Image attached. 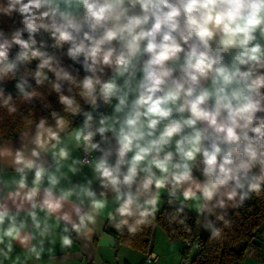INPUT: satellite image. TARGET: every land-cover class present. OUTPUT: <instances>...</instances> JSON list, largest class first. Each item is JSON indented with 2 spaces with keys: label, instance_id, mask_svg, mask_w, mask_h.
I'll return each mask as SVG.
<instances>
[{
  "label": "clouds",
  "instance_id": "9594fccd",
  "mask_svg": "<svg viewBox=\"0 0 264 264\" xmlns=\"http://www.w3.org/2000/svg\"><path fill=\"white\" fill-rule=\"evenodd\" d=\"M3 19L12 27L8 34L0 29V106L17 111L2 86L8 80L30 101L38 93L28 90L29 75L39 86L50 72L63 111L83 116L74 127L52 112L54 124L30 121L19 148L0 149L18 175L0 181L5 259L13 241L39 259L31 241L50 232L54 215L65 224L61 245L70 248L68 225L77 236H89L109 194L117 205L109 220L135 234L155 220L163 189L169 204L182 197L177 214L188 201L201 214H215L228 202L239 207L264 192V0H0ZM41 33L50 35L53 47L67 45V57L86 73L82 79L37 47ZM15 46L19 51L10 58ZM33 60H39L34 72L18 76ZM61 81L78 89L89 110L61 92ZM29 137L30 152L23 142ZM76 149L100 155L73 158ZM84 165L93 178L72 182L69 173ZM22 211L35 232L25 231ZM217 219L229 226L223 214ZM204 227L213 239L223 231L212 220Z\"/></svg>",
  "mask_w": 264,
  "mask_h": 264
},
{
  "label": "trees",
  "instance_id": "16d2710c",
  "mask_svg": "<svg viewBox=\"0 0 264 264\" xmlns=\"http://www.w3.org/2000/svg\"><path fill=\"white\" fill-rule=\"evenodd\" d=\"M11 27V21L7 19L0 20V29H3L6 34L10 32ZM24 38H27V34ZM36 39L37 47L41 51H45L59 59L63 66L71 71L74 76H77L78 79H82L86 75L82 65L74 63L67 57V45L63 49L53 47L54 41L47 33L37 35ZM41 43L44 47H41ZM18 51V46H15L11 50L10 58H14ZM38 63L39 60H33L30 64L21 66L18 76L24 75L26 72H34ZM45 71L47 72V70ZM48 76L49 80L45 81L43 85L37 86L35 80L29 75V83L32 87L28 90H35L38 93L30 101L22 99L15 88L14 80H8L2 85L5 89V95L12 94L13 100L11 103L17 111L9 113L6 107L0 106V138L13 139L24 125L30 124V121L35 123L41 118H46L49 122L53 120L52 112L64 115L66 119L73 121V124L82 120V115L73 117L63 111L64 106L59 101V94L52 86L55 77L50 72ZM60 83L62 85L61 92L64 95L74 96L86 110L87 105L79 97L78 89L69 85L67 81H61ZM70 87L71 91H69ZM105 107L102 106L101 111ZM99 139L100 137L97 141ZM101 146L104 147V145ZM96 153L100 155L99 152ZM196 175L199 176V173H196ZM96 184L98 185V182ZM231 203L228 202L230 207ZM179 207L180 205H176L175 202L171 206L161 204L160 209L155 214V220L150 225L141 226L142 230L137 231L135 234H131L127 226L120 229H111L116 245H126L140 252H146L152 246L151 240L154 229L159 227L171 239L193 240L196 237L198 238L199 246L191 255L189 264H240L246 250L257 246L261 233L264 232V192L259 196L252 194L251 199L246 200L242 206L231 207V210L226 214L218 208L214 209L215 214L208 212L201 214L186 207L177 214ZM220 214L224 215V220L230 222L229 226L225 227L223 221L217 219V215ZM202 217H205V221L212 220L215 227L223 229L219 238H211V230L204 227L205 221ZM180 220H183L184 223L181 224ZM185 247L188 246L185 245Z\"/></svg>",
  "mask_w": 264,
  "mask_h": 264
},
{
  "label": "crops",
  "instance_id": "0c3cea01",
  "mask_svg": "<svg viewBox=\"0 0 264 264\" xmlns=\"http://www.w3.org/2000/svg\"><path fill=\"white\" fill-rule=\"evenodd\" d=\"M105 112H111V106H106L103 110ZM83 118L80 122L73 124L74 127H78L82 124ZM49 124H54L55 121L51 120ZM32 127V124L24 125L16 137L13 139L0 138V149L11 148L13 151L21 146V136ZM99 136L95 137V140ZM24 143L28 144V150L30 152L33 145L30 143V137L24 139ZM114 145V144H113ZM73 158L81 159L80 149H76L72 152ZM99 156L96 152L92 153L91 159ZM50 161V156L47 157ZM12 157L0 156V181H8L13 177L18 179V175L15 173L11 166ZM65 171H67L65 169ZM72 182H85L86 179H92L94 174L92 169L88 165L82 166V171L73 175L69 173ZM29 183L32 180V174L28 176ZM93 180V188L99 192L100 188ZM3 185L0 184V187ZM64 186H70L67 182H64ZM163 190H161V200L158 206V210L162 204ZM180 199L175 200L176 205H180ZM229 205V204H228ZM10 210L15 211V208L9 204ZM116 207L115 202L112 199V194H109L108 207L97 218L95 225H90L93 228V232L89 236L80 235L77 236L75 232L71 231V226L68 225L70 230L73 244L70 248L62 247L61 235L65 226L64 222H58L55 219V215L48 220L50 225V232L45 237H40L37 234V238L31 241V244L36 245L37 249L41 252L40 258L36 259L35 255L31 253L28 248L19 244L18 241H13L12 251L8 254V258L0 254V264H181L180 260L185 255V261L183 264H189L191 256L188 255L189 247H185L184 239L182 238H169L163 231V234L158 232L155 228L151 240V248L146 252H140L126 245H116L114 236L110 231L114 226L108 218V212L114 211ZM186 208L198 211L195 201H188ZM222 213L226 214L231 210L230 205L226 209L217 207ZM38 212V217L41 221L45 216L43 212ZM19 219L26 220L28 227L25 231L35 232L32 228V222L27 216V211L20 213ZM3 227H7V221ZM43 239V244H40V240ZM183 242L184 245L180 246L177 243ZM8 241L5 239L4 244H0V250L7 251L6 245ZM258 245L246 250L244 258L240 264H264V232L261 233V238L258 240ZM178 245V246H177ZM191 247V246H190ZM196 247V246H195ZM197 248V247H196ZM147 252H153L157 255V259L154 262L147 263L144 261V256Z\"/></svg>",
  "mask_w": 264,
  "mask_h": 264
},
{
  "label": "built area",
  "instance_id": "2783aa9c",
  "mask_svg": "<svg viewBox=\"0 0 264 264\" xmlns=\"http://www.w3.org/2000/svg\"><path fill=\"white\" fill-rule=\"evenodd\" d=\"M80 152H81V159H85V158H89L91 159V156L90 157H86L85 153L83 152L82 149H80ZM169 199H172L171 197L168 196V192H167V189H163V195H162V205L164 206H171L172 204H169L168 203V200ZM184 243L186 246L190 247V246H196L198 247L199 246V242H198V238L196 237V239H193V240H190V239H184ZM153 252H147L144 256V261L147 262V263H151V262H154L156 259H157V255L155 254V256L153 257L152 256Z\"/></svg>",
  "mask_w": 264,
  "mask_h": 264
},
{
  "label": "rangeland",
  "instance_id": "374dc122",
  "mask_svg": "<svg viewBox=\"0 0 264 264\" xmlns=\"http://www.w3.org/2000/svg\"><path fill=\"white\" fill-rule=\"evenodd\" d=\"M202 219H203V221H205V217H202ZM156 228H157L156 230H157L158 232H160L161 234H163V231H162L161 228H159V227H156ZM177 244L180 245V246H181V245H182V246L184 245L183 242H179V243H177ZM178 245H177V246H178ZM187 249H188V250H187V251H188V255L191 256V255L195 252L196 247L192 245L191 247H189V248H187ZM185 255H186V254H183V258L180 260V263H181V264H183L184 260L186 259V258H185Z\"/></svg>",
  "mask_w": 264,
  "mask_h": 264
},
{
  "label": "water",
  "instance_id": "95a60500",
  "mask_svg": "<svg viewBox=\"0 0 264 264\" xmlns=\"http://www.w3.org/2000/svg\"><path fill=\"white\" fill-rule=\"evenodd\" d=\"M86 110H88V106L86 107ZM113 144H114V142H113ZM185 261V260H184ZM184 263V262H183Z\"/></svg>",
  "mask_w": 264,
  "mask_h": 264
}]
</instances>
